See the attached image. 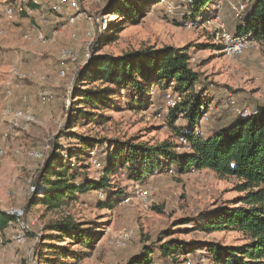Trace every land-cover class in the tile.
I'll return each instance as SVG.
<instances>
[{"label": "rangeland", "instance_id": "374dc122", "mask_svg": "<svg viewBox=\"0 0 264 264\" xmlns=\"http://www.w3.org/2000/svg\"><path fill=\"white\" fill-rule=\"evenodd\" d=\"M40 1L46 18L40 27L36 15L27 16L20 10L12 22L0 17L4 30L0 38V209L7 213L21 210L24 222L33 224L22 246L12 240L14 227L0 232V264H126L144 246L170 239L198 248L210 242L223 246L245 244V238L235 231L206 233L200 227L181 224L182 220L198 218L219 206L235 204L243 196L236 189L238 180L219 178L209 170L179 175L174 172L175 166L172 171H158L141 181L130 178L124 170L105 171L106 152L113 149V141L149 145L167 141L180 146L174 128L180 130L187 123L179 118L172 125L165 117L164 97L166 92H172V87L165 90L152 83L142 93L120 91L102 110L94 111L98 115L91 121L74 119L78 110H89L76 97L78 92L103 88L99 82L90 87L78 81L79 72L100 55L118 57L144 47L188 48L190 67L200 75L201 88L208 89L205 96L210 107L199 123L203 137L213 131L223 113L229 115L225 118H233L239 108L252 112L264 107V48H251L238 57H228L214 38L218 24L234 33L232 8L244 0H213L211 10L200 14L204 19L213 16L217 23L208 17L209 22L190 29L183 25V18H189L186 12L192 14L191 0H160L147 9L138 25L118 26L115 33L107 29L108 22H119L106 14L110 0H78L81 16L73 26L66 24V15L51 13L55 0ZM195 18L191 16L190 20ZM36 29L50 39L49 43L24 39L25 34L33 35ZM113 36L116 39L105 40ZM62 49L72 57L60 58ZM10 66L17 68L23 79L21 89L6 98ZM229 96L235 105H229ZM6 106L27 114L31 120L21 119L8 131L10 125L1 116ZM74 135L94 138L104 145L96 148L93 155L89 152L73 158L71 167L86 166L89 179L106 176L111 191L123 192L122 201L107 207V194L98 191L78 195L66 206L49 209L38 202L39 193L28 194L30 186L42 176V164L54 145L62 154L79 152L80 141ZM180 147L176 151L185 153ZM30 152H39L43 158L32 159ZM11 180L20 190L12 189ZM140 189L148 192L145 202L137 196ZM64 219L90 230L93 237L87 247L70 244L67 238L56 242L58 233L48 228ZM63 247L68 257L53 253L52 248ZM177 258L180 264H212L201 249Z\"/></svg>", "mask_w": 264, "mask_h": 264}, {"label": "trees", "instance_id": "16d2710c", "mask_svg": "<svg viewBox=\"0 0 264 264\" xmlns=\"http://www.w3.org/2000/svg\"><path fill=\"white\" fill-rule=\"evenodd\" d=\"M159 1L110 0L106 14L115 16L119 22H108V31L115 33L118 26L138 25L147 9ZM212 4L213 0H191L189 6L193 16L197 17L202 11L211 10ZM246 10L241 23L235 20L234 34L249 35L250 39L264 43V0H255L248 4ZM114 39L116 36L105 38L107 41ZM187 51L186 47H144L118 57L98 56L79 72L77 79L90 87L99 82L103 88L78 92L76 97L89 110H78L74 119L91 121L98 115L94 111L102 110L111 97L120 91L142 93L152 83L159 84L165 90L172 87V92L182 97V101L168 112L166 121L174 125L181 118L187 123L180 130L174 128L176 141L180 137L186 141L185 146H179L186 150L185 153H178L176 150L179 147L173 142L149 145L117 140L113 141V149L106 152L108 162L105 171L124 170L130 178L137 177L135 180L141 181L173 165L174 172L179 175L209 170L219 178H234L239 182L237 191L243 194L235 204L219 206L198 218L182 220L181 224L200 227L206 233L235 231L247 242L242 246L210 242L198 248L182 240L170 239L144 246L126 264H180L177 257L195 253L198 249L212 264H264V107H258L249 117L235 113L233 118H225L229 115L223 113L213 131L206 137H199L198 134H202L199 121L210 107L205 96L208 89L201 88L200 75L190 67ZM74 137L80 141L79 152L70 150L62 154L59 147L54 145L44 160L42 176L34 184L41 195L38 202L49 209H57L68 205L78 195L98 191L107 194V207L115 201H122L123 192L111 191L109 178L89 179L85 173L86 166L71 167L73 158L84 156V153L89 155V152L104 145L94 138ZM14 221V216L0 209V232ZM48 229L58 233L57 243L67 238L70 244L87 247L93 237L88 228L84 229L68 219ZM165 235L169 236L168 233ZM52 249L59 257H68L65 247Z\"/></svg>", "mask_w": 264, "mask_h": 264}, {"label": "built area", "instance_id": "2783aa9c", "mask_svg": "<svg viewBox=\"0 0 264 264\" xmlns=\"http://www.w3.org/2000/svg\"><path fill=\"white\" fill-rule=\"evenodd\" d=\"M255 0H244L241 3H237L233 8V14L235 17V20L239 23H241L244 19V16L247 12V6L248 4L253 3ZM78 0H55L54 3L51 5V13L54 15H66L67 19L66 24L73 26L81 16L79 13V5ZM216 9H218L216 7ZM20 10L22 13H24L27 16L36 15L37 24L40 27V25H43L46 21L45 18V10L42 5V2L40 0H0V11L3 14L4 20L6 22H12L16 18V11ZM186 16L189 17L188 19L184 21L183 25L185 28L190 29L193 28L199 23H206L209 22V20H213V23H217V20H214L213 16H208L209 20L202 18L201 15L197 16L194 20H190L191 16H193V13L190 12ZM212 14V12L210 13ZM34 17V16H32ZM196 17V16H195ZM217 18V17H216ZM214 34V38L218 44L221 45L223 53L228 57H238L242 55L243 53L247 52L251 48H264V43L256 42L252 39H250L249 35H243V36H236L234 33H231L223 24H218L216 27ZM4 35V30L0 27V38ZM24 39L27 41H34L35 43L39 44H47L49 43L50 39L46 37L40 30L36 29V32L31 34H25ZM60 58L62 59H70L72 57V54L67 50H60L59 52ZM23 79V75L18 71L17 68L14 66H10L8 73H7V81H6V90H5V96L6 98H10L13 95L14 90L21 89V80ZM165 117L168 115V112L173 110L177 104H179L182 101V97H180L177 93L174 92H166L165 97ZM229 105L233 106L235 105L234 100L231 99L229 96L228 98ZM237 114L241 117H249L250 115H253L254 112H251L248 108L242 107L236 110ZM2 118L9 123L8 131L11 130L12 127H16L19 123V120L26 119V122H29L31 118L27 116V114H24L22 112H16L12 110L9 106H6L2 113ZM203 118L199 121L202 122ZM200 125V124H199ZM198 136H202L201 133L198 134ZM178 143L181 146H185L186 141L184 138L180 137L178 138ZM90 154H94V152H90ZM3 156V151L0 149V158ZM29 156L32 159L41 161L43 158V155L39 152H30ZM99 165V164H98ZM173 165L169 166V171H172ZM11 183L14 185L12 186L16 188V190H20L18 186L16 187L15 180H11ZM39 190L36 189L34 185L30 186L28 194L35 195L38 193ZM138 198L145 202L148 198V192L144 190H139L137 192ZM12 216L15 217V221L12 222L9 226L15 228V232L12 236L13 242L18 245L22 246L26 242V235L31 231V227L33 226L32 223H25L24 222V212L21 210L13 209L10 212H8Z\"/></svg>", "mask_w": 264, "mask_h": 264}, {"label": "crops", "instance_id": "0c3cea01", "mask_svg": "<svg viewBox=\"0 0 264 264\" xmlns=\"http://www.w3.org/2000/svg\"><path fill=\"white\" fill-rule=\"evenodd\" d=\"M3 16V14H2V12L0 11V17H2ZM4 19V18H3Z\"/></svg>", "mask_w": 264, "mask_h": 264}]
</instances>
